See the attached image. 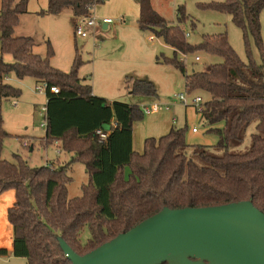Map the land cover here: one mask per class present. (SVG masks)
<instances>
[{
  "label": "trees",
  "instance_id": "16d2710c",
  "mask_svg": "<svg viewBox=\"0 0 264 264\" xmlns=\"http://www.w3.org/2000/svg\"><path fill=\"white\" fill-rule=\"evenodd\" d=\"M28 0L0 1V52L10 54L12 62L0 57V99H16L21 89L6 81L32 77L46 83V127L44 145L59 142L62 150L73 154L63 165L48 163L30 166L20 155L14 161L1 156L4 139L10 134L3 128L0 113V194L13 189L15 200L7 218L13 230V256L24 257L27 264H70L59 246L58 236L79 255L125 232L160 211L184 207L217 206L250 200L264 213V40L261 37L260 13L264 0H224L198 3L201 8L224 12L259 51L260 61L244 62L234 51L226 33L203 35L197 44L187 41L179 24H171L151 5L138 0V27L152 30L173 49V56L157 61L170 64L185 74L188 93L208 94L201 119L208 132L218 136L214 145L193 144L185 140L186 129L172 126L159 137H147L141 152L132 148V126L143 118L136 104L108 103L92 94L91 86L79 77L82 64L77 49L68 72L54 68V55L48 39L45 54L34 51L38 42L31 36L16 35L20 16L27 12ZM104 0H48L39 15H56L70 7L76 17H87L96 4ZM185 7H177V21L187 19ZM204 52L219 56L220 63L206 71L186 74L177 57ZM50 87L58 89L57 93ZM132 94L153 97L155 85L146 79H133ZM114 121L106 140L95 131L106 129ZM221 124V126H218ZM249 142L237 149L245 140ZM35 139V138H31ZM82 162L88 181L81 194L68 197L72 163ZM127 169V172H126ZM89 237L82 240V233ZM0 248V256L7 255ZM164 264V263H163Z\"/></svg>",
  "mask_w": 264,
  "mask_h": 264
},
{
  "label": "rangeland",
  "instance_id": "374dc122",
  "mask_svg": "<svg viewBox=\"0 0 264 264\" xmlns=\"http://www.w3.org/2000/svg\"><path fill=\"white\" fill-rule=\"evenodd\" d=\"M107 1L104 0L105 4L102 3L98 8V17H109L113 22L105 29L102 25H97L93 33L92 28H88V36L85 38L74 34L76 22L73 20L76 17L70 7L65 8L59 15L38 14L47 7L48 0H28L27 12L20 16L14 33L33 37L38 42L34 51L40 55L45 54L44 41L48 39L54 50V55L50 59L51 65L64 72L70 70L77 49L82 61L78 69L79 77L91 86L96 96L104 98L108 103L119 101L136 104L140 109L142 105H150L154 102L171 104L169 112L143 114L141 120L135 121L139 126L136 131L137 138L140 134L148 135L140 138V144L136 146L138 150L142 148V139L159 137L167 133L171 126L184 127L185 140L190 145L216 144L219 140L218 136L207 131V125L201 119L198 108L185 106L174 98L175 94L183 93L188 99L200 96L204 102L208 94L202 91L188 93L185 90V74L170 64L157 61V58L161 60L163 56L171 58L173 49L166 45L161 37L155 36L152 30H141L138 27L135 0H111L109 4ZM212 1L224 0H151V4L153 9L169 23L179 24L186 33L189 43H199L206 34L226 33L230 45L241 60L244 62L248 60L247 49H249L252 59L259 62L260 54L253 38L248 35L247 47L242 30L232 22L229 14L198 6V3ZM179 5L185 7L188 16L181 23L177 21ZM118 12H122L123 21L115 16ZM260 25L261 37L264 40V10L260 13ZM150 36H153V40H150ZM0 57L6 62L13 61L10 54L0 52ZM177 57L184 63L186 74L206 71L210 65L223 61L219 56L204 52L178 54ZM135 78L151 81L155 85L157 94L153 97L132 94L130 87ZM7 82L21 89L22 94L16 99H0L3 128L10 133V136L3 141L1 156L8 161H14L13 154H18L30 166H42L46 159H55L56 153L61 152L59 144L51 142L52 145L48 144L47 147L43 146V140H39V137L45 134V127L41 125L40 108L46 104V95L44 91H37L36 86L42 85V82H37L32 77L19 79L14 74H10ZM172 115L177 117L176 124L172 123ZM193 127L199 129L198 134L191 133ZM250 131L252 127L248 129L244 142L237 149L242 150L248 144ZM58 156L62 161L68 155L61 152ZM68 173L72 177L67 188L68 197L79 196L81 185L88 181L84 163L71 164ZM87 237H89L88 231L84 230L82 240ZM0 264H27V260L24 257L13 256L9 252L0 256Z\"/></svg>",
  "mask_w": 264,
  "mask_h": 264
},
{
  "label": "water",
  "instance_id": "95a60500",
  "mask_svg": "<svg viewBox=\"0 0 264 264\" xmlns=\"http://www.w3.org/2000/svg\"><path fill=\"white\" fill-rule=\"evenodd\" d=\"M70 264H264V213L250 200L160 211Z\"/></svg>",
  "mask_w": 264,
  "mask_h": 264
},
{
  "label": "crops",
  "instance_id": "0c3cea01",
  "mask_svg": "<svg viewBox=\"0 0 264 264\" xmlns=\"http://www.w3.org/2000/svg\"><path fill=\"white\" fill-rule=\"evenodd\" d=\"M110 1L111 0H108L107 1V3L109 4L110 3ZM135 3H136V5H137V20H138V16H139V4H138V0H135ZM105 4V2L103 3V5ZM102 5V3H100V4H96V5H94L93 7H92V9L90 10V14H91V16H93V17H95L97 20H101L102 18H109V17H98L99 16V10H98V8L100 7ZM152 5V4H151ZM152 8H153V6H152ZM65 9V8H64ZM63 9V10H64ZM62 10V11H63ZM61 11V12H62ZM60 12V13H61ZM60 13H58V14H56V15H59ZM72 13H73V10H72ZM73 15H74V13H73ZM101 15V14H100ZM75 16V15H74ZM73 16V17H74ZM117 18H119V20H122L123 21V16H122V12H118V13H116V15H115ZM122 16V17H121ZM76 17V16H75ZM77 20V17L76 18H74V20H73V22H76V20ZM136 20V21H137ZM73 24V23H72ZM108 27V25H103V28L105 29V28H107ZM94 32V30H92V33ZM51 63V62H50ZM79 75V74H78ZM10 76V75H9ZM9 76L6 78V81H7V79L9 78ZM92 94L93 95H95L94 93H93V91H92ZM208 99V98H207ZM142 104V103H141ZM144 104V103H143ZM171 110V105H170V108L169 109H162V110H159V111H157V112H154V113H158V112H160V111H167V112H169ZM154 113H151V114H154ZM172 123H174V124H176L177 123V117L175 116V115H172ZM218 126H221V124H219ZM172 127V126H171ZM170 127V128H171ZM139 128V126H138V122H134L133 123V126H132V148H133V150L134 151H137V152H141L142 150H143V142H144V140L145 139H142L143 141H142V148L141 149H137V145H139L140 144V138H142V136H148V135H141L140 134V137L138 136V138H137V134H136V131H137V129ZM198 129V128H197ZM169 131V130H168ZM167 131V132H168ZM191 133H193L192 131H191ZM199 133V129H198V131L197 132H195V133H193V134H198ZM10 134V133H9ZM45 135V134H44ZM43 135V136H44ZM43 136H41V137H43ZM41 137H39V138H41ZM143 138H145V137H143ZM156 138V137H155ZM54 144H59V142H54ZM53 144V145H54ZM50 145H52V144H50ZM43 146H44V144H43ZM47 147H48V145H46ZM46 146H45V148H46ZM33 148V146H31L30 147V149H32ZM67 153V158L66 159H64V160H60V158H59V156H58V154H60V153ZM61 152L60 151H58L57 153H56V158L55 159H52V160H49V159H46V162H45V164H48V163H55L56 165L58 164V165H63V164H66V163H68L70 160H71V158H72V156H73V154L71 153V152H68V151H64V150H62L61 149ZM75 163V162H74ZM44 164V165H45ZM73 164V163H72ZM126 172H127V169H126ZM14 200H15V194H14V190L13 189H8V190H6V191H4V192H2L1 194H0V248H2V249H6L7 250V252H10L11 250H12V248H13V243H12V238H13V230H12V226H11V224L9 223V221H8V218H7V211H8V208H10L12 205H13V203H14Z\"/></svg>",
  "mask_w": 264,
  "mask_h": 264
},
{
  "label": "built area",
  "instance_id": "2783aa9c",
  "mask_svg": "<svg viewBox=\"0 0 264 264\" xmlns=\"http://www.w3.org/2000/svg\"><path fill=\"white\" fill-rule=\"evenodd\" d=\"M113 22V20L111 18H102L101 20H97L95 17L89 15L87 17H82L79 16L77 17V21L75 23L74 26V34L75 36L81 37V38H85L88 36V28H92V30H94L97 25H108L109 23ZM186 35V33H185ZM150 40H153V36H150ZM196 59L198 60L199 57L197 56ZM46 83L42 82V85H37L36 86V90L39 92L46 90ZM50 91L53 93H57L58 89L55 87H50ZM174 98L177 101H180L181 103H183L185 106H194L195 108H198V111L201 110V107L203 105V100L200 96H193L192 98L188 99L185 94L183 93H178L174 95ZM171 104H161V103H152L150 105H142L141 107V111L143 112V114H151L154 112H157L159 110L162 109H169ZM40 114L42 115V123L41 125L46 127V105H42L40 108ZM116 125V123L114 121H111L110 125L106 127V129H97L95 131V134L102 140H106L110 130L112 127H114ZM191 131L193 133L197 132L198 129L196 127H193L191 129ZM24 145L26 146V142L24 141Z\"/></svg>",
  "mask_w": 264,
  "mask_h": 264
}]
</instances>
